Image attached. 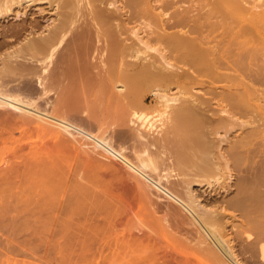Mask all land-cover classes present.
<instances>
[{
  "label": "bare ground",
  "instance_id": "1",
  "mask_svg": "<svg viewBox=\"0 0 264 264\" xmlns=\"http://www.w3.org/2000/svg\"><path fill=\"white\" fill-rule=\"evenodd\" d=\"M2 158L67 261L264 264V0H0Z\"/></svg>",
  "mask_w": 264,
  "mask_h": 264
},
{
  "label": "rangeland",
  "instance_id": "2",
  "mask_svg": "<svg viewBox=\"0 0 264 264\" xmlns=\"http://www.w3.org/2000/svg\"><path fill=\"white\" fill-rule=\"evenodd\" d=\"M6 155V157L9 155L8 153H5ZM8 154V155H7ZM9 156H11V155H9ZM6 159V158H5ZM4 162V158H2L1 160H0V166H1V164ZM1 168V167H0ZM2 169V168H1ZM1 172V171H0ZM9 183H6L5 185H3L2 184V186H1V188H3V189H1V191L0 192H2V193H6V195L4 194V196H6L7 198H9V197H12V196H9V195H12L11 193L8 195V193L7 192H9L10 191V189H12L13 188V186L11 185V184H9ZM24 185H25V187H26V185H27V183L25 182L24 183ZM6 187V188H5ZM8 188V189H7ZM6 190H9V191H6ZM5 191V192H4ZM12 191V190H11ZM4 196L0 193V204H2L1 202H5L6 201V199L3 201L2 200V198H4ZM10 214V213H9ZM8 213H6L4 216L3 215H1V219H6V217L7 218H9L8 217V215H9ZM8 220V219H7ZM2 221V220H1ZM0 221V224H1V226H2V224L3 223H5V220H3L2 222ZM6 223H7V221H6ZM6 223H5V225H3L2 227L0 226V240H2V243H0V259H1V261H0V264H75V262H74V258H73V261L72 262H70V261H67V260H65L64 259V255L65 254H67L68 253V249H60L61 251H59V248H58V246L57 245H53V243H50L51 241V237H53V232H51V235L52 236H50L49 234L50 233H48V232H45V234H44V236L45 237H49L50 238V240H49V238L47 239V240H49L48 241V243H45L46 241H44L43 240V235H40L39 233H27L26 234V231L24 230V231H20L21 233L20 234H17L18 235V237L19 238H17L16 236H14L15 234H16V230L15 229H11L10 228V230H9V228H7V227H10V225H8V223H7V225H6ZM23 225V224H22ZM2 228H5V229H8V231H3L2 230ZM17 231H19V230H17ZM5 232L7 233V235L5 234ZM9 232V233H8ZM12 232H14L13 234H12ZM25 232V233H24ZM27 232H29V231H27ZM12 234V237H16V238H12L11 236H9V235H11ZM26 234V235H25ZM29 234V235H28ZM31 234V235H30ZM23 235H24V237H23ZM35 237V239H32V238H34ZM39 238V241H38V238ZM6 238V239H5ZM9 238V239H8ZM12 238V239H11ZM26 238H28V239H26ZM29 238H30V240H29ZM20 241L19 243H18V241ZM6 240V242H4ZM10 240V241H9ZM14 240V241H13ZM25 240H29L28 242L27 241H25ZM12 241V242H11ZM24 241V242H23ZM1 242V241H0ZM4 242V243H3ZM11 242V243H10ZM34 244H33V243ZM8 243V244H7ZM14 243V244H13ZM15 243H16V245H15ZM30 243H31V245L32 246H30ZM43 243V244H42ZM2 244H4V245H2ZM21 244H23V246H21ZM36 244V245H35ZM37 244L39 245V248L37 247ZM48 244H49V246H48ZM51 244H52V246H51ZM8 245V246H7ZM25 245V246H24ZM29 245V246H28ZM43 245H45V246H43ZM60 245H63V244H60ZM3 246H6L7 248H9L10 249V247L12 246V250H13V252H12V250L10 249H7V248H5V247H3ZM21 246V247H20ZM25 247H27V248H25ZM45 247V248H44ZM18 248V249H17ZM21 248H23V250L21 249ZM24 248L25 249H27V251H29L30 253H28L27 251H25L24 250ZM30 248V249H29ZM41 248V249H40ZM48 248H49V250H48ZM51 248V249H50ZM34 251H33V250ZM39 249V251H37ZM15 250H17V252L15 251ZM18 250H20V252H19V254H18ZM48 250V251H47ZM15 251V252H14ZM6 252V253H5ZM9 252V253H8ZM22 252V253H21ZM23 252H25L26 253V255H25V253H23ZM37 252V253H36ZM15 253V254H14ZM17 253V254H16ZM28 253V254H27ZM97 253H99V251H98V249H97ZM30 254V255H29ZM33 254H35V256L33 255ZM43 256H42V255ZM39 258H38V257ZM22 261V262H21ZM5 262V263H4Z\"/></svg>",
  "mask_w": 264,
  "mask_h": 264
}]
</instances>
